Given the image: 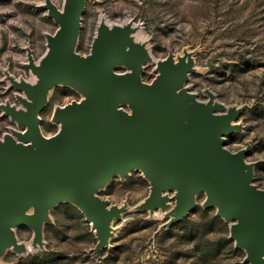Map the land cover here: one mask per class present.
I'll return each instance as SVG.
<instances>
[{
	"label": "water",
	"instance_id": "water-1",
	"mask_svg": "<svg viewBox=\"0 0 264 264\" xmlns=\"http://www.w3.org/2000/svg\"><path fill=\"white\" fill-rule=\"evenodd\" d=\"M85 0H65L62 9L50 0L45 6L58 23L47 34L43 61L29 58V67L47 86L66 82L83 98L56 109L61 122L52 136L39 127L38 113L46 101L47 87L26 81L18 99L24 109L3 104L4 112L21 130L0 138V254L17 243L13 226L26 224L41 237L49 210L60 201L79 207L96 231V253L108 241L114 206L96 194L114 174L140 168L151 187L144 207L166 206L163 191L175 189L176 205L168 224L194 207V195L204 191L205 206L231 221L230 236L244 247L249 264H264V189L253 182L254 170L244 159L246 148L224 146L236 111L209 99L199 102L184 87L191 62L168 56L159 63L152 83L140 78L149 59L142 46H130V23L100 26L91 53L75 51ZM124 62L126 73H116ZM126 102L130 111L119 107ZM13 134L18 137V141ZM32 208V212L28 210ZM1 264V263H0Z\"/></svg>",
	"mask_w": 264,
	"mask_h": 264
},
{
	"label": "rangeland",
	"instance_id": "rangeland-1",
	"mask_svg": "<svg viewBox=\"0 0 264 264\" xmlns=\"http://www.w3.org/2000/svg\"><path fill=\"white\" fill-rule=\"evenodd\" d=\"M59 9L65 0H50ZM46 0H0V136L24 128L2 105L18 109L24 89L15 83H38L29 58L40 63L47 52V34L58 23L48 14ZM101 21L108 25L130 22L134 45L146 48L150 59L140 78L153 82L158 66L168 56L191 62L183 87L199 102L212 99L236 111L224 146L246 148L244 159L254 170L252 182L264 189V0H85L75 51L93 50ZM132 46V45H131ZM130 67L118 64L115 72ZM83 94L66 82L47 86L46 101L38 113L40 131L52 136L61 127L57 108L79 101ZM120 107L130 110L126 102ZM150 181L140 168L114 174L96 194L116 208L110 220L107 244L95 252L98 240L92 221L78 206L60 201L49 210L41 237L19 224L12 229L17 242L0 254L1 264H249L248 252L230 236L231 221L205 206L206 193L194 195V207L168 224L175 189L166 190L167 207L143 205ZM30 208L28 212H32Z\"/></svg>",
	"mask_w": 264,
	"mask_h": 264
},
{
	"label": "bare ground",
	"instance_id": "bare-ground-1",
	"mask_svg": "<svg viewBox=\"0 0 264 264\" xmlns=\"http://www.w3.org/2000/svg\"><path fill=\"white\" fill-rule=\"evenodd\" d=\"M126 23H130V22H126ZM125 23V24H126ZM131 24V23H130ZM104 26L107 30H109V31H111V29L113 28V27H118V26H121V25H108V24H106V23H104V21H101V24H100V26ZM124 25V24H123ZM131 36V35H130ZM132 38H134V34H132V36H131V43L128 45V47L130 48V46L132 45V46H139V45H134V42H133V39ZM144 52H145V54L147 55V56H149V59H150V53H149V51H147L146 50V48H144ZM175 59H173L174 61L176 60V57H174ZM148 59V60H149ZM147 61V60H146ZM36 64H38V62L36 63ZM118 64H125L124 62H120V63H118ZM117 64V65H118ZM116 65V66H117ZM115 66V67H116ZM130 70H128L127 72H129ZM116 73H126V72H116ZM38 83H40V84H43V85H45L46 87H47V84H46V82L45 81H40V80H38ZM37 83V84H38ZM232 124H233V121H230ZM13 136H14V138L16 139V141H18V137H16L14 134H13ZM0 138H3V137H1L0 136ZM167 192H166V190L165 191H163V194H165V195H168V194H166ZM161 208H163V209H165L167 206H160ZM173 208H174V206L172 205V207H171V210L173 211ZM110 230H111V226H110ZM109 235H110V231L108 232V237H109ZM18 243V242H17ZM262 257H264V255L262 256Z\"/></svg>",
	"mask_w": 264,
	"mask_h": 264
},
{
	"label": "built area",
	"instance_id": "built-area-1",
	"mask_svg": "<svg viewBox=\"0 0 264 264\" xmlns=\"http://www.w3.org/2000/svg\"><path fill=\"white\" fill-rule=\"evenodd\" d=\"M119 107H120V106H119ZM121 108H122V107H121ZM122 109H123V108H122ZM126 111H128V110H126ZM129 111H130V110H129ZM129 111H128V112H129Z\"/></svg>",
	"mask_w": 264,
	"mask_h": 264
}]
</instances>
